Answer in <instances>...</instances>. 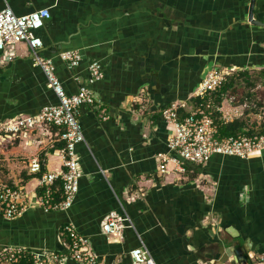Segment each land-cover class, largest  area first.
<instances>
[{
  "label": "crops",
  "instance_id": "crops-1",
  "mask_svg": "<svg viewBox=\"0 0 264 264\" xmlns=\"http://www.w3.org/2000/svg\"><path fill=\"white\" fill-rule=\"evenodd\" d=\"M250 1L0 0V9L10 6L18 15L50 8L37 32L39 51L53 58L68 93L78 90L74 75L87 80L91 61L104 69L90 85L95 104L78 111L86 142L77 146L82 177L70 208L46 210L38 202L40 176L63 168L58 129L0 138V181L20 188L26 205L12 219L0 211V253L23 247L59 254L64 261L56 264H75L63 232L72 223L105 264H132L129 251L141 244L158 264H249L235 252L244 243L251 264H264V150L185 161L184 171L168 160L162 172L159 158L169 153L174 131L163 108L194 109V93L212 67L264 68V26L249 21ZM255 17L264 21V0H256ZM67 49L81 51L78 66L60 58ZM229 98L218 106L220 119H243ZM57 102L30 46L19 42L14 59L0 63V121ZM34 158L41 175L30 170ZM111 211L132 222L117 235L102 230Z\"/></svg>",
  "mask_w": 264,
  "mask_h": 264
},
{
  "label": "built area",
  "instance_id": "built-area-1",
  "mask_svg": "<svg viewBox=\"0 0 264 264\" xmlns=\"http://www.w3.org/2000/svg\"><path fill=\"white\" fill-rule=\"evenodd\" d=\"M51 15L49 7L38 8L22 15L15 14L10 6L0 9V63L12 61L16 55V45L26 42L32 50L33 63L42 68L48 87L58 98L57 103L43 106L36 114L0 121V138L3 140L18 134L25 136L37 128L46 126L58 129L57 140L63 143L60 148L63 168L40 176L39 185L44 191L38 194V202L46 210H65L72 206L82 177L77 146L79 143H85L86 137L78 119V111L82 106L95 104L96 97L90 85L103 78L104 69L99 60L91 61L88 64L87 80L82 83L79 76L74 75V79L79 82L78 90L74 93L66 91L56 72L53 58L43 56L39 51L43 40L37 32L44 27ZM59 56L69 68L78 66L83 59L79 49L62 50ZM233 72L232 68L228 67H212L194 93V97H199L202 101L191 111L183 114L180 104L177 103L163 108L162 116L174 126V131L167 143L169 153L159 154L162 172L167 170L168 160L173 161L178 171H184L185 161L203 164L217 154L248 158L251 154L264 150V132L219 136L218 124L214 118V111L219 107H213L210 101H203L206 95L216 91ZM29 165L32 172L38 173L42 170L39 158H34ZM56 192H60L61 198H55ZM23 195L20 188L0 181V211L6 218L12 219L23 213L26 208ZM131 224L128 214L111 211L102 221V230L108 235H117ZM63 232L68 237V257L75 264H105L91 247L90 240L83 236L74 224L64 225ZM5 250L9 253V261L15 259L17 253L22 252L24 248L9 246ZM32 254L33 264H56L64 261V258L55 252ZM129 255L132 264H158L144 244L132 248Z\"/></svg>",
  "mask_w": 264,
  "mask_h": 264
},
{
  "label": "trees",
  "instance_id": "trees-1",
  "mask_svg": "<svg viewBox=\"0 0 264 264\" xmlns=\"http://www.w3.org/2000/svg\"><path fill=\"white\" fill-rule=\"evenodd\" d=\"M236 74L237 75H247L249 74V72L248 70H239V72L234 71L231 75L227 77L225 82L216 91L212 92L211 94L206 95L203 101L204 102L210 101L213 107L221 106L225 95L229 93L230 90H233L235 88L234 82H235ZM261 75L264 80V68L261 70ZM193 99H194L195 105L202 101V99L199 97H194ZM185 113L186 112H184L183 114ZM220 116H221L220 111L215 110L214 118L218 124L219 136L238 135L242 133L251 134L254 132H264V124H262L261 128L258 131H256L254 130V128H249L244 119H234L232 121H223L220 119ZM59 146L60 147L63 146V143L62 142L59 143ZM37 174L41 175L42 170L41 172H38ZM43 191H44L43 187L38 188L39 194H42ZM55 198L56 199L61 198L60 192L55 193ZM8 257H9V253L7 252V250L2 251V253H0V264H33L34 262L32 252L25 248L22 252L17 253L15 259L7 261L6 259ZM3 260H6L7 262H3Z\"/></svg>",
  "mask_w": 264,
  "mask_h": 264
},
{
  "label": "rangeland",
  "instance_id": "rangeland-1",
  "mask_svg": "<svg viewBox=\"0 0 264 264\" xmlns=\"http://www.w3.org/2000/svg\"><path fill=\"white\" fill-rule=\"evenodd\" d=\"M232 70L239 72L243 69ZM247 70V75L236 74L235 88L229 91V100L240 106L243 114L239 117L247 120L249 127L258 131L261 128L259 123L264 120V81L260 67Z\"/></svg>",
  "mask_w": 264,
  "mask_h": 264
},
{
  "label": "water",
  "instance_id": "water-1",
  "mask_svg": "<svg viewBox=\"0 0 264 264\" xmlns=\"http://www.w3.org/2000/svg\"><path fill=\"white\" fill-rule=\"evenodd\" d=\"M255 4H256V0L250 1L248 19L253 24L264 26V21L258 20L255 17ZM248 251H249V247L247 246L246 243H244L241 247H238L235 250L237 255V260L239 261L240 259H245L249 264H251L252 262L251 259L249 258Z\"/></svg>",
  "mask_w": 264,
  "mask_h": 264
}]
</instances>
